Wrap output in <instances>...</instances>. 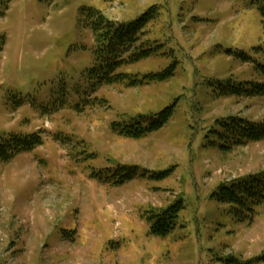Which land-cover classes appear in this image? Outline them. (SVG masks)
<instances>
[{"label":"rangeland","instance_id":"1","mask_svg":"<svg viewBox=\"0 0 264 264\" xmlns=\"http://www.w3.org/2000/svg\"><path fill=\"white\" fill-rule=\"evenodd\" d=\"M153 7L142 49L151 56L119 70L139 82L95 88L88 10L132 22ZM262 66L264 0H0V139L39 133L43 141L0 160V264L258 257L264 210L240 221L215 194L264 171V141L231 145L218 124L264 121V96H221L228 81L264 84ZM167 108L168 122L146 138L112 131ZM119 165L140 174L112 186ZM180 200L176 230L152 236L145 211Z\"/></svg>","mask_w":264,"mask_h":264},{"label":"trees","instance_id":"2","mask_svg":"<svg viewBox=\"0 0 264 264\" xmlns=\"http://www.w3.org/2000/svg\"><path fill=\"white\" fill-rule=\"evenodd\" d=\"M108 3L116 0H106ZM156 7L132 22H118L110 19L105 13L97 9L88 10L87 26L96 44L95 65L89 72V79L95 88L111 86L120 83L136 86L139 81H128L130 75L119 72L129 64H134L151 56V51L144 49V39L147 35L146 27L154 18ZM261 68L264 69L262 66ZM150 82L163 79L157 74H148ZM221 96H244L248 98L263 97L264 84L250 83L234 85L231 81ZM224 86V87H225ZM172 115V108L159 113L134 118L128 124L113 123L111 128L121 137L140 140L162 129ZM222 128V137H226L231 145L240 146L246 142L264 141V121L255 123L237 117L225 118L218 123ZM43 144L40 134L26 136L12 135L8 139H0V160L10 162L22 153L30 152ZM107 180H112V186H121L132 182L140 174V167L119 165ZM144 174V173H143ZM141 177H144V175ZM164 174L160 179L167 178ZM153 178V177H152ZM215 197L223 204L231 206L234 217L253 219L259 211L264 210V171L237 178L219 186ZM184 209L183 201H177L165 208L148 209L145 211L150 234L156 238H165L174 232L178 226L179 214ZM226 264H261L264 263V252L247 262L230 256L224 261Z\"/></svg>","mask_w":264,"mask_h":264}]
</instances>
